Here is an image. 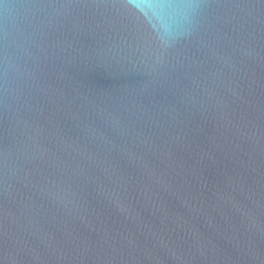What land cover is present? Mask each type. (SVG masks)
<instances>
[{
  "label": "water",
  "instance_id": "95a60500",
  "mask_svg": "<svg viewBox=\"0 0 264 264\" xmlns=\"http://www.w3.org/2000/svg\"><path fill=\"white\" fill-rule=\"evenodd\" d=\"M0 264H264V0H0Z\"/></svg>",
  "mask_w": 264,
  "mask_h": 264
}]
</instances>
